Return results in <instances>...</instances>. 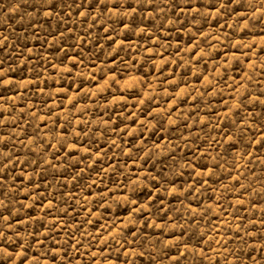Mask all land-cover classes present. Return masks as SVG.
Here are the masks:
<instances>
[{
  "label": "rangeland",
  "instance_id": "1",
  "mask_svg": "<svg viewBox=\"0 0 264 264\" xmlns=\"http://www.w3.org/2000/svg\"><path fill=\"white\" fill-rule=\"evenodd\" d=\"M0 264H264V0H0Z\"/></svg>",
  "mask_w": 264,
  "mask_h": 264
}]
</instances>
